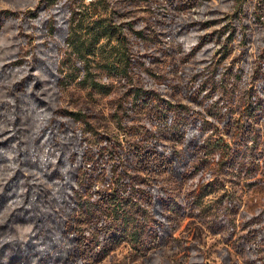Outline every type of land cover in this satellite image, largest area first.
<instances>
[{"label": "trees", "instance_id": "trees-1", "mask_svg": "<svg viewBox=\"0 0 264 264\" xmlns=\"http://www.w3.org/2000/svg\"><path fill=\"white\" fill-rule=\"evenodd\" d=\"M98 4L103 2L74 5L64 35L66 66L78 72L81 86L101 94H110L113 83L123 84L129 94L125 101L139 119L118 135L93 129L79 111L54 113L30 90L31 77L40 80L36 70L51 76L52 70L42 65L22 70L26 75L14 86L24 87V101L52 112L31 136L22 134L21 124L0 128V172L6 174L0 182V264H95L117 243L121 229L128 241L160 245L173 219L204 211L216 215V206L226 208L232 200L227 181L248 189L264 185V68L252 71L256 84L243 91L237 73L234 79L222 74L212 79L213 93L190 87L184 91L189 102H175L156 83H135V31L118 23L106 4L98 14ZM50 32L57 34L54 22ZM16 56L8 64L4 59L0 80L16 69ZM93 63L112 81L100 80ZM17 114L6 117L18 120ZM3 115L0 109V119ZM116 121L124 122L120 115ZM161 174L190 189L176 194ZM251 224L244 228L255 237L264 233L261 224Z\"/></svg>", "mask_w": 264, "mask_h": 264}, {"label": "rangeland", "instance_id": "rangeland-1", "mask_svg": "<svg viewBox=\"0 0 264 264\" xmlns=\"http://www.w3.org/2000/svg\"><path fill=\"white\" fill-rule=\"evenodd\" d=\"M82 1L92 0H0V13L4 12L0 25V69L4 59L8 64L17 55L16 69L11 73L5 69L4 73L11 75L0 80V109L5 115L0 119V128L6 123L21 124L22 134L31 136L49 121L52 111L43 112L45 106L31 108L28 100L23 99L24 87L14 86L26 75L23 69L31 67L35 71L36 66L42 65L54 74L36 70L40 82L32 76L30 90H35L54 113L63 109L79 111L89 118L93 129L113 134L131 130L129 125L139 114L125 101L129 94L123 84L113 83L110 94H101L81 86L77 82L78 72H71L66 66L69 62L64 35L74 5ZM99 1L103 4L97 5L98 14L106 4L118 23L133 27L136 33H131L139 61L135 83L143 87L156 83L175 102H189L184 91L190 87L207 88L205 93H213L212 79H220L222 74L233 75L234 79L237 73L236 85L243 91L256 84L252 71L264 68V0ZM53 22L56 35L50 32ZM106 48L104 45L101 50ZM91 65L101 73L100 80L112 81L95 68L96 63ZM17 111L21 118L7 119L9 113ZM118 115L124 120L122 126L116 121ZM5 175L2 170L0 182ZM159 178L176 194L190 189L175 177L161 174ZM226 185L232 192L231 204L225 203L227 207L222 209L216 206V215L204 211L201 216L173 219L167 240L156 246L128 241L121 229L117 243L95 264H251L247 261L251 259L264 262V233H256L255 237L244 228L249 223L264 227V185L253 189L233 181ZM224 210L228 212L222 218Z\"/></svg>", "mask_w": 264, "mask_h": 264}]
</instances>
